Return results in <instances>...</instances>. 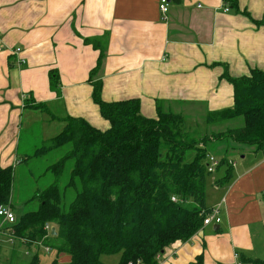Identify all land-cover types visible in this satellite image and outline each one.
Returning <instances> with one entry per match:
<instances>
[{
    "label": "crops",
    "instance_id": "1",
    "mask_svg": "<svg viewBox=\"0 0 264 264\" xmlns=\"http://www.w3.org/2000/svg\"><path fill=\"white\" fill-rule=\"evenodd\" d=\"M160 2L0 0L1 167L15 170L26 163L20 140L28 99L48 104L53 114L56 110L108 129L110 122L93 99L96 81L102 83L103 100L137 98L150 118L158 117V101L193 123L204 121L210 111L234 106L235 88L225 74L236 78L253 69L264 71V24L251 19L264 21V0H169L168 17ZM86 38L104 46L93 78L101 52ZM52 71L60 76V96L51 87ZM225 122L209 128L217 131ZM241 154L240 161L231 155L229 165L217 168L207 180L206 206H220L221 222L176 241L158 264H249L264 259V150L249 147ZM47 239L32 246L18 239L12 244L0 233V264H31L35 255L41 264L42 248L55 251L58 264H69L70 255H57ZM27 253L30 261L25 260ZM117 254L120 260L122 253Z\"/></svg>",
    "mask_w": 264,
    "mask_h": 264
},
{
    "label": "trees",
    "instance_id": "2",
    "mask_svg": "<svg viewBox=\"0 0 264 264\" xmlns=\"http://www.w3.org/2000/svg\"><path fill=\"white\" fill-rule=\"evenodd\" d=\"M85 41L101 52L91 71L93 78L104 46L97 39ZM225 76L234 85L235 104L210 111L205 124L242 117L243 125L204 134L189 125L182 113L166 111L160 101L157 118L145 116L137 98L107 102L102 98V83L94 82L93 99L110 122L108 129L96 128L81 117L57 116L63 128L34 151L21 152L26 163L54 150L63 155L48 167L55 180L29 199L39 200L38 207L18 215L13 225L20 243L32 246L48 238L57 255H70L69 264H107L102 256L117 253H122L118 264H158L167 247L190 239L203 227V212L208 210L206 184L212 173L207 158L212 150L224 147L217 168L229 165L231 152L237 150L233 143L264 150V71ZM50 81L60 96L58 71L51 72ZM28 101L26 105L48 107ZM14 171L13 166H0V206H13ZM51 224L56 235L52 227L46 228ZM35 258L31 264H36ZM52 264H58L57 257ZM249 264H264V259Z\"/></svg>",
    "mask_w": 264,
    "mask_h": 264
},
{
    "label": "rangeland",
    "instance_id": "3",
    "mask_svg": "<svg viewBox=\"0 0 264 264\" xmlns=\"http://www.w3.org/2000/svg\"><path fill=\"white\" fill-rule=\"evenodd\" d=\"M48 107L41 106L36 108V106L34 105L33 106L26 105L24 125L20 140L21 152L34 151V149L41 143L42 140L55 136L63 128L64 123L58 121V119H56L55 116H60L65 114L56 110H55V114H53L52 108L50 107L48 108ZM188 123L191 125L193 124L203 134L206 133L207 130L211 131V128H209V126L205 124V120L202 122L197 121L196 123H193L192 121L189 120ZM242 125H243V118L240 117L229 120L225 122L224 126L215 129L224 130L228 127L235 128ZM232 146L237 149L236 151L231 152L232 158H234L237 161L241 160L242 154L240 151L243 150L246 151V149L249 148V147H245V145H239L235 143H233ZM223 150L224 147L221 146L219 148L213 149L212 151L213 154L218 156L217 154L222 153ZM62 155H63V151L54 150L43 156L33 158L34 162L33 161L30 163L22 162L25 164H21L17 166V168L14 171V184H13V193H12L13 210H15L17 214L20 215L26 211L33 210L38 207L39 200H29V199L35 193L36 188L44 189L55 180L53 173L48 171V167L52 163L56 162ZM71 168H72V164L70 163L67 165L65 169V173L62 179L63 183L67 181V178L69 177V171L71 170ZM72 197H73L72 195L68 197V200H71ZM40 251H41L40 263L52 264L53 259L56 258V253H54L55 251H53L52 253H47L45 252L44 248L40 249ZM25 255H26L25 256L26 261H30L32 259V256L29 255V253ZM103 258L105 262H112L114 260L117 261L119 260V254L104 255ZM63 261L64 260L61 259V263H63Z\"/></svg>",
    "mask_w": 264,
    "mask_h": 264
},
{
    "label": "built area",
    "instance_id": "4",
    "mask_svg": "<svg viewBox=\"0 0 264 264\" xmlns=\"http://www.w3.org/2000/svg\"><path fill=\"white\" fill-rule=\"evenodd\" d=\"M160 10L163 13L165 17H168L169 12V0H161L160 2ZM229 10L228 7H226V11ZM16 52H20V47L15 48ZM207 165H208V171L211 173H214L217 169V167L220 164V158L214 154H209L207 158ZM230 163L233 164V161H230ZM173 201H177L176 197L172 198ZM204 223L203 226L211 224V223H220L221 222V208L220 206H216L212 209H206L204 210ZM0 233H5L8 236V241L10 243H14L15 240L18 238L15 235V230L13 229V225L17 222L18 217L15 213V211L12 208V205H1L0 206ZM47 229H51L50 225L46 226ZM6 231V232H5ZM1 257V253H0ZM238 264H242L239 262Z\"/></svg>",
    "mask_w": 264,
    "mask_h": 264
},
{
    "label": "water",
    "instance_id": "5",
    "mask_svg": "<svg viewBox=\"0 0 264 264\" xmlns=\"http://www.w3.org/2000/svg\"><path fill=\"white\" fill-rule=\"evenodd\" d=\"M55 230H56V228H55V227H53V229H52L53 233H55Z\"/></svg>",
    "mask_w": 264,
    "mask_h": 264
}]
</instances>
